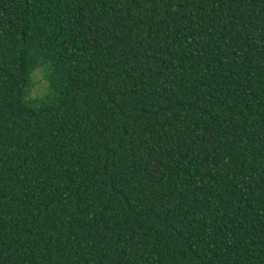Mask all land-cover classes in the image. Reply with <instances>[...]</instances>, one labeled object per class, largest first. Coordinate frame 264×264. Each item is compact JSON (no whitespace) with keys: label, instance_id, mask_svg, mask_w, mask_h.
Listing matches in <instances>:
<instances>
[{"label":"trees","instance_id":"1","mask_svg":"<svg viewBox=\"0 0 264 264\" xmlns=\"http://www.w3.org/2000/svg\"><path fill=\"white\" fill-rule=\"evenodd\" d=\"M0 264H264V0H0Z\"/></svg>","mask_w":264,"mask_h":264},{"label":"rangeland","instance_id":"2","mask_svg":"<svg viewBox=\"0 0 264 264\" xmlns=\"http://www.w3.org/2000/svg\"><path fill=\"white\" fill-rule=\"evenodd\" d=\"M33 77V85L30 90V94H40L44 91L45 88V79L40 73V70L36 69L32 75Z\"/></svg>","mask_w":264,"mask_h":264}]
</instances>
